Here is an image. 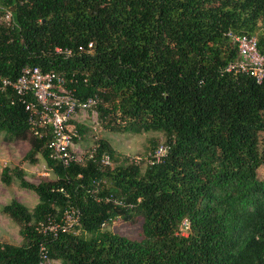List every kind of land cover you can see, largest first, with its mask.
I'll use <instances>...</instances> for the list:
<instances>
[{
	"label": "trees",
	"instance_id": "trees-1",
	"mask_svg": "<svg viewBox=\"0 0 264 264\" xmlns=\"http://www.w3.org/2000/svg\"><path fill=\"white\" fill-rule=\"evenodd\" d=\"M0 16V77L25 65L61 72L77 97H99L104 128L159 131L168 146L142 165L96 138L92 157L63 165L12 89L0 92L3 138L26 140L23 158L40 154L54 175L32 183L2 167L4 184L38 201L1 207L24 242L0 241V264L36 263L40 245L62 264H264V79L224 70L237 58L228 32L256 36L264 55V0H0ZM68 207L79 212L73 230L41 229ZM117 217L140 221L141 238L108 229Z\"/></svg>",
	"mask_w": 264,
	"mask_h": 264
},
{
	"label": "built area",
	"instance_id": "built-area-1",
	"mask_svg": "<svg viewBox=\"0 0 264 264\" xmlns=\"http://www.w3.org/2000/svg\"><path fill=\"white\" fill-rule=\"evenodd\" d=\"M12 14L6 10L2 19L10 21ZM232 43L237 49V58L229 61L224 70L233 73H244L251 76L257 83L264 79V55L259 51L257 39L254 35L234 34L228 32ZM88 48L92 43H88ZM82 49V46L79 47ZM89 50V49H86ZM55 51L66 56L72 54L69 47H56ZM72 81V80H71ZM11 88L18 100H20L28 111V121L32 131L37 136L48 133L49 139L46 145L49 155L55 161L67 165L71 162H83L92 157L93 146L84 153L75 149L80 135L75 130H68L67 124L70 120L78 121L77 117H96L99 97L89 95L79 98L74 94V89L67 84V78L63 73L56 70H42L39 66L25 65L20 74L15 78L0 77V92ZM168 146L159 144L148 153L147 161L150 163L159 161L167 153ZM103 163H109V156L103 154ZM131 161H139V157H131ZM79 222V212L75 207L64 210L59 220H50L42 224L41 229L47 230L53 235L60 232L73 230ZM185 228L188 222L183 221ZM40 259L36 263L29 264H54L56 260L47 255L44 245H40Z\"/></svg>",
	"mask_w": 264,
	"mask_h": 264
},
{
	"label": "rangeland",
	"instance_id": "rangeland-1",
	"mask_svg": "<svg viewBox=\"0 0 264 264\" xmlns=\"http://www.w3.org/2000/svg\"><path fill=\"white\" fill-rule=\"evenodd\" d=\"M77 119L80 121L79 123L88 128L75 145V149L81 153L90 149L96 138H103L110 143L121 158L139 157L140 163L144 165L147 154L165 141L164 134L159 131L115 132L104 128L99 118L89 115L85 118L77 117ZM28 148L29 144L26 140L6 141L3 134L0 133V173L3 166L9 165L21 167L24 170L25 178L32 183L54 178L52 171L47 167L40 154L37 155V161L34 163L23 158ZM257 172L260 178L264 176L262 167ZM12 198L19 200L31 209L38 201V197L34 191L20 187L16 180L6 185L0 179V241L19 245L24 242L19 225L1 211V207ZM106 227L130 238L140 239L142 236L140 221L127 222L117 217ZM54 264L62 263L56 260Z\"/></svg>",
	"mask_w": 264,
	"mask_h": 264
}]
</instances>
